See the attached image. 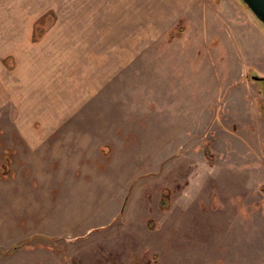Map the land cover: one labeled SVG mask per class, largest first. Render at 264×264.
Wrapping results in <instances>:
<instances>
[{
	"label": "rangeland",
	"instance_id": "374dc122",
	"mask_svg": "<svg viewBox=\"0 0 264 264\" xmlns=\"http://www.w3.org/2000/svg\"><path fill=\"white\" fill-rule=\"evenodd\" d=\"M0 145V264L29 192V249L63 264H264V25L242 0H0Z\"/></svg>",
	"mask_w": 264,
	"mask_h": 264
},
{
	"label": "crops",
	"instance_id": "0c3cea01",
	"mask_svg": "<svg viewBox=\"0 0 264 264\" xmlns=\"http://www.w3.org/2000/svg\"><path fill=\"white\" fill-rule=\"evenodd\" d=\"M28 141H31V139H27ZM34 148V147H33ZM36 148V147H35ZM77 153V152H75ZM34 156L33 158V161H31V157ZM54 157L56 158L55 161H56V164L59 165V162H58V158L56 155H54ZM44 158L45 156L43 155L42 152L40 151H36L35 149L32 150V154L29 155L26 159H23V163L25 164V166L27 167V170L28 172L30 173L31 172V178H35L37 179V175H38V172H42L43 173V168H44ZM75 163H77V156H76V161ZM9 183L10 181H2L3 184H6V183ZM20 183H24L25 185H27V183H25L24 181H21ZM24 194V193H23ZM28 195L32 196V199L33 201L36 200V203L34 204H29L27 205L28 202H26L24 199L23 201L25 203H23V206L27 208V211H19V212H16V213H9L7 215H5V221L10 225V227H7V229L9 228H12L14 230H21L24 232V235H22V237L25 238V242L24 243H16V244H27V247L28 248H23L22 250H20L18 253L21 252V263L20 264H63V259L61 257H59L58 254H55L54 255H51V251L47 249H37L35 247H41L42 244H32L34 247V249L30 250L29 248H33L31 246V242L29 241L30 239H35L36 237H41V232H38L36 231L35 229L32 230V232H30L28 230V225H29V222L31 221L30 219H28V223L25 224V221L26 220H20L17 218V216L19 215H23L25 216V214L29 215L27 212H30L32 214V216H37L36 217V220H37V226L36 227H39L40 229L43 230V227L40 226V221H44V216L46 214V208L44 207L45 206V203L41 204V203H38V200H37V196L33 193V192H29ZM42 200H44V197H41ZM58 201V200H57ZM57 201H52V199H49L48 203H53V209L50 210V216H51V213H54L56 208L59 206V204L57 203ZM56 204H58V206L56 207ZM47 207L49 208L50 205L47 204ZM17 218V220H16ZM51 223L50 225H47L48 227L50 226V229H49V234H46L47 236H50L52 238H58V237H61L62 236V233H59L58 231H60L62 229L63 226H66L67 224L65 225H62L61 227V224L59 223V220L56 218V219H51L50 220ZM2 227H6V226H2ZM93 227H90L88 228L84 233H83V236L90 232V230H92ZM0 231L1 232H4V228H0ZM14 231V232H16ZM44 231V230H43ZM74 240H77L74 239ZM75 242V241H74ZM91 245L89 244L88 248L85 250V251H79L78 247L76 248L75 246H70L68 247V253L70 252L69 256L72 260H74L75 258H84L86 260L88 259H91L92 258V251H90V248L93 249V252L96 250V248H100L101 243L99 241H94V240H91ZM33 243V242H32ZM15 245V244H14ZM70 245H74V244H70ZM103 246H107L106 248H108V251L110 249H114V247H110L109 245H103ZM37 249V251H36ZM118 252L115 253V255L118 256L121 255L122 257L126 256V253H124V249L123 251L120 252V250H117ZM31 252H37V256L36 257H32L31 256ZM17 253V254H18ZM108 255V254H107ZM135 259V258H134ZM133 263H135L133 261Z\"/></svg>",
	"mask_w": 264,
	"mask_h": 264
},
{
	"label": "water",
	"instance_id": "95a60500",
	"mask_svg": "<svg viewBox=\"0 0 264 264\" xmlns=\"http://www.w3.org/2000/svg\"><path fill=\"white\" fill-rule=\"evenodd\" d=\"M255 17L264 25V0H242Z\"/></svg>",
	"mask_w": 264,
	"mask_h": 264
},
{
	"label": "trees",
	"instance_id": "16d2710c",
	"mask_svg": "<svg viewBox=\"0 0 264 264\" xmlns=\"http://www.w3.org/2000/svg\"><path fill=\"white\" fill-rule=\"evenodd\" d=\"M0 147H1V145H0ZM1 168H3V170H6L7 172L6 173H4V171L1 173L0 172V179H3V180H7V179H9V177H10V174H8V171H10L9 173H11L12 172V168H11V166H9V165H5V166H3V167H1ZM170 190H165V192L163 193V197H162V202H161V205H162V207L163 208H165V209H167L168 208V206H169V196H170ZM152 228L154 227V226H151Z\"/></svg>",
	"mask_w": 264,
	"mask_h": 264
}]
</instances>
